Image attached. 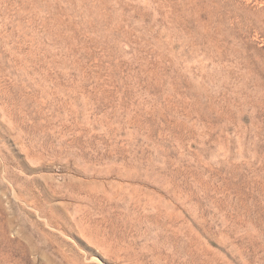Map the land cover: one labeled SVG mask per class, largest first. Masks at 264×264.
I'll use <instances>...</instances> for the list:
<instances>
[{
    "label": "rangeland",
    "instance_id": "1",
    "mask_svg": "<svg viewBox=\"0 0 264 264\" xmlns=\"http://www.w3.org/2000/svg\"><path fill=\"white\" fill-rule=\"evenodd\" d=\"M0 264H264V0H0Z\"/></svg>",
    "mask_w": 264,
    "mask_h": 264
}]
</instances>
